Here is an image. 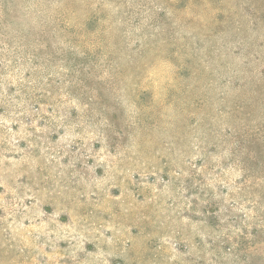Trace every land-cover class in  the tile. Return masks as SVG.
<instances>
[{"label": "rangeland", "instance_id": "374dc122", "mask_svg": "<svg viewBox=\"0 0 264 264\" xmlns=\"http://www.w3.org/2000/svg\"><path fill=\"white\" fill-rule=\"evenodd\" d=\"M0 264H264V0H0Z\"/></svg>", "mask_w": 264, "mask_h": 264}]
</instances>
